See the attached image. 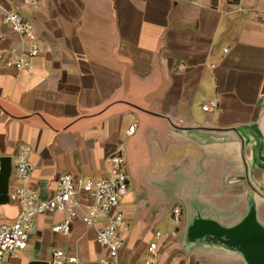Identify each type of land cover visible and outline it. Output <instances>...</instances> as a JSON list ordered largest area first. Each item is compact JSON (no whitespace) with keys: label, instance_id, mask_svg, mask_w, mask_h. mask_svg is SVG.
Masks as SVG:
<instances>
[{"label":"crops","instance_id":"obj_1","mask_svg":"<svg viewBox=\"0 0 264 264\" xmlns=\"http://www.w3.org/2000/svg\"><path fill=\"white\" fill-rule=\"evenodd\" d=\"M36 1L32 8L0 0L32 22L40 48L28 70L0 66V157L12 158L9 191L23 146L35 168L26 184L43 199L56 194L63 173L79 185L106 177V158L121 150L131 224L119 264H144L156 226L174 208L181 220L165 232L176 236L162 241L159 264H247L219 241L189 242L186 233L196 218L229 227L251 208L264 227V0ZM0 32L5 49L26 43L3 25ZM161 82L160 98L148 101ZM210 99L218 107L204 111ZM20 208L1 203L0 224ZM65 217L38 216L28 246L6 263L50 264L63 250L99 264L105 250L81 209L69 235L52 231Z\"/></svg>","mask_w":264,"mask_h":264},{"label":"built area","instance_id":"obj_2","mask_svg":"<svg viewBox=\"0 0 264 264\" xmlns=\"http://www.w3.org/2000/svg\"><path fill=\"white\" fill-rule=\"evenodd\" d=\"M32 8L37 7L36 0H22ZM242 10V8H240ZM264 21V11L260 17ZM0 25L9 28L26 42L22 49H5L4 35L0 32V66L16 70H28L33 59L40 53L38 34L32 22L18 11L0 5ZM184 69L185 66L182 65ZM218 107L215 99L208 100L203 109L212 112ZM138 123L131 124L127 135L132 137ZM31 148L23 146L17 158V185L9 191L8 200L18 203L20 211L11 222L0 224V264H7L6 255H12L25 249L30 241L34 220L49 211L66 213L61 222L52 225V231L67 236L71 233L76 210H82L83 222L93 229L97 243L104 248L105 255L99 264H119V254L130 224L126 220L125 198L130 188V181L125 170V157L121 150L106 158L109 166L108 175L100 178H86L81 185L76 183L70 173H63L58 178L57 192L50 198L43 199L26 184L35 168L29 160ZM1 172V166H0ZM82 195L83 199L78 197ZM173 218L180 222V209L174 208ZM176 236V231L162 233L156 231L154 238L146 247L144 264H159L162 241ZM50 264H85L77 255H66L63 250L53 252Z\"/></svg>","mask_w":264,"mask_h":264},{"label":"water","instance_id":"obj_3","mask_svg":"<svg viewBox=\"0 0 264 264\" xmlns=\"http://www.w3.org/2000/svg\"><path fill=\"white\" fill-rule=\"evenodd\" d=\"M127 83L128 74L125 76L126 86ZM164 86L165 82H161L156 90L148 94V101L154 98L159 99ZM175 127L178 129H186L185 127L177 125ZM0 166L1 204L6 203L8 200L9 182L12 173V158L9 156L0 157ZM186 237L189 242H194L203 237L209 238L212 241L217 240L226 247L239 252L247 264H264V227L258 222L254 208H251L238 223L229 227L223 226L212 219L196 218L188 227ZM30 264L47 263L34 261Z\"/></svg>","mask_w":264,"mask_h":264},{"label":"rangeland","instance_id":"obj_4","mask_svg":"<svg viewBox=\"0 0 264 264\" xmlns=\"http://www.w3.org/2000/svg\"><path fill=\"white\" fill-rule=\"evenodd\" d=\"M172 158V156H171ZM145 176L143 175V181H145ZM88 178V177H87ZM181 211V210H180ZM173 211L172 213H169L168 216H166L157 226H156V229L159 230L160 232L162 233H165V232H168L170 231L172 228H175V223H174V220H173ZM126 220L128 221L129 224H131V218L127 216V213H126ZM181 220V219H180ZM17 252V251H16ZM8 255L5 256V260L7 258Z\"/></svg>","mask_w":264,"mask_h":264}]
</instances>
